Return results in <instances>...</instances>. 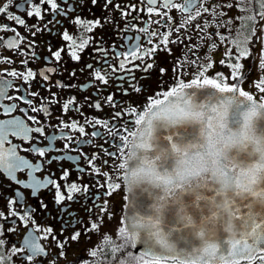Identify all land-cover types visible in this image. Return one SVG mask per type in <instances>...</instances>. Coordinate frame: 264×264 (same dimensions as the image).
<instances>
[{"label":"snow or ice","instance_id":"6c2138e0","mask_svg":"<svg viewBox=\"0 0 264 264\" xmlns=\"http://www.w3.org/2000/svg\"><path fill=\"white\" fill-rule=\"evenodd\" d=\"M90 2L93 7L100 3L104 10H107L110 5L112 11L119 12L121 18L125 20V27L120 30L122 33L131 32L136 28L135 21L141 19L139 14L132 16V11L139 13V10L147 5V12L151 14L152 6L158 4V0H143V4L139 0L136 4H131V0L128 4L124 3V0H120L119 3L114 0H90ZM44 5H50V8H44ZM83 7L82 0H0V18L12 22L3 23L0 21V48L6 47L15 51L20 42H25V47L28 49L33 47L34 41H29L27 37L22 36L18 28L12 26L13 24L26 28L32 36H35L37 32H43L47 24L62 25L61 16L67 18L70 23L79 25L82 33L85 31L91 33L94 27L102 28L107 23H113L114 28L119 27L108 17L104 18L103 23L99 18L95 21H87L79 14ZM163 7L169 12L175 10L181 14L177 19L165 13L162 27L166 30L163 33L148 31L142 27L136 28L137 33H146V35L143 37L140 34L124 36L127 51L123 52L112 49L111 46L105 48V42L101 38L94 50L99 54L95 59L102 67L94 68L91 63L85 65V68L94 73V79L108 87L113 86L109 84V81L115 80L114 86L119 90L120 96H139L146 91L147 87L140 83V79H150L153 71H157L161 77L169 72V69L165 67L157 69L155 57L158 52L163 51L171 55L172 49L168 45L183 43L185 39L191 40L193 38L190 34L192 28H196L199 33L196 39L208 40L209 48L217 50L218 41L213 37L218 38L219 45L222 46L226 38L232 35L230 31L232 25L229 23V20H232L238 21L242 27L233 37L236 50L230 51L229 48L232 45H229L224 53L227 61L224 59L219 61L221 67L229 69L228 73H213L211 78L206 75L207 71L216 66L215 62L208 59V52H205L203 57L197 56L186 64H181L180 62L186 54H195L196 52L195 45L186 46L188 52L182 50L181 57L177 58V63L171 70L174 80L172 86L152 97L145 96L147 104L139 109L132 101L117 104L115 94L110 92L105 100L108 106L113 109L111 115L105 114L103 118L86 121L93 128V131L88 132L86 126L79 121L66 122L63 120V116L68 111H75L77 115H83L81 110L75 107L74 102L78 103L75 96L64 98L68 101L67 103L59 100L61 116L57 117L59 120L57 125H52L50 122L53 111L52 102L48 97H40L42 103L39 106L35 104L34 99H29V96L39 97L38 92L30 91L31 84L38 77L45 82L40 87L50 91L48 86L50 74H62L58 66L48 67L47 65L50 61L57 65L64 63L62 59L63 46L52 51L51 45H49L48 50L51 52V56L43 58L46 65L43 70L26 67L38 59L34 51L27 59L22 58L19 61L20 65L25 66V71L21 72L18 68L12 67L6 70L0 69V176L16 185L12 197H3L8 200L9 211L5 213L0 208V219L7 220L10 217H17L18 220L24 221L27 218L28 223L35 224L34 213L37 208H31L30 213L27 210L21 213L20 201L27 204V197L23 195L21 189L30 191L32 199L37 201L38 208L43 212L48 211V205L40 193L54 190L53 202L62 215L52 218L62 222L61 235L67 231L69 226L74 228L75 231L66 239L78 243L82 234L86 239H90L89 232L100 235L105 215L109 217V221L114 219L115 214L109 207L111 197L123 190L131 194L137 188V177L147 163V158L142 155L140 150L147 147L148 142L152 139L154 121L159 122L161 127L169 129L163 138L176 151H179L177 145L184 141V129L176 126L185 117H191L201 125L200 130L207 137L209 144L214 139L217 141L220 139L217 129L227 127L230 116L235 118L236 123L241 126V130H248L253 119L258 118L261 122V131L264 132V79L250 85L258 90L260 96L244 90V82L250 73L244 72L242 63L243 59L249 58L255 63L256 57L259 56L260 62L257 67L264 75V0H223V2L221 0H163ZM233 8L239 15L227 17L225 9L230 11ZM74 11L77 15L72 17L70 13ZM45 13L52 19L47 20L44 27L30 26L24 18L26 16L43 19ZM157 15L159 16V13ZM220 27L225 28V33L219 31ZM209 28H215V31L207 32L206 30ZM181 29L185 30L183 34H181ZM47 31L49 34L52 33V29H47ZM5 33H11V36L6 37ZM173 33L177 34L175 38H173ZM57 34L61 35L64 41L71 42L72 46L79 47L81 50L89 46V41L83 36L80 37V42L77 44L76 38L67 30ZM157 35L160 38L157 43L153 44V37ZM142 39L146 45L150 46H143L140 43ZM237 40L239 42H235ZM257 47L259 52L256 51ZM109 50L113 52V58L117 60L118 67L111 63L108 56ZM0 57H2V53H0ZM70 59L79 62L81 56L72 51ZM125 61L133 64V67H126ZM135 61H139V63H135ZM6 62L9 65L15 63L10 58ZM185 67H195V78L190 81L182 78V69ZM79 71L83 72L84 69H79ZM136 71L141 72L139 79L135 75ZM117 72L120 74L115 75ZM5 75L12 79H4ZM69 75L70 77L75 76L76 69H73ZM229 80L233 83L225 82ZM125 83H127V87H124ZM25 84H28L29 88H25ZM54 86L63 90L71 89L75 85L56 82ZM78 87L80 91H87L89 87H96V85L89 82ZM106 90L107 87L103 89V91ZM13 91L19 95H10L9 93ZM100 91L102 90L97 88L94 95L99 97ZM51 96L53 100L59 99L55 93H52ZM85 99L89 100L90 97H85ZM17 101L28 107L21 108ZM69 104H74L73 108L70 109ZM129 104H131V111L125 121L124 115ZM89 106L95 110L103 111L99 99L93 101ZM30 111L40 113L45 119L40 120L37 115H29ZM17 112L21 115H16ZM115 121H120V123H115ZM128 124H131L132 127H127ZM46 128L52 129L53 133L49 135L45 131ZM104 129H107V134ZM73 132L78 133L80 138H75L71 134ZM41 138L47 140L45 146H40L43 143ZM117 140L119 143H116ZM57 141H63V146L57 148L55 146ZM130 141L132 142L131 149L129 148ZM23 144H28L29 147L24 148ZM105 144L108 145L107 148H105ZM86 147L93 148L91 155L84 152ZM113 148L115 151H112ZM261 151L262 156L259 164L254 167L252 165L244 167L253 173L251 176L253 184L257 183L255 173L260 172L259 183L253 190V195L258 197L261 203H264V149ZM22 152H27L29 156H36L38 159L32 160L20 154ZM102 152L106 153L109 159H103L100 155ZM184 154L187 155L186 152ZM157 158L154 156L153 160ZM97 160L100 163H97ZM111 161H115V163ZM64 162L71 163L73 168L59 169L61 173L59 179L54 178L55 173L45 172V168L52 163L63 164ZM236 168L237 165H232V168L229 169L234 173L233 179L236 176ZM73 170L77 173V181L70 182L69 177ZM41 173L44 175H40ZM21 175H23V179H21ZM85 177L93 183L91 185L79 183ZM60 181L65 183L62 185ZM101 188L104 189L103 193L99 191ZM93 189H95V194H93ZM78 196L84 198L83 207L88 213L87 224L83 218L79 217L78 213L71 211L72 203L80 202ZM89 199L92 200L91 205L87 203ZM250 207L251 203L245 205L246 210L243 214L246 218L250 215L247 211ZM236 212L239 213L240 209L237 208ZM129 219H131L130 224ZM247 222L246 219L244 223ZM257 223L261 229L259 235L246 239L245 243L250 255H255L258 260L264 261V211L257 218ZM157 224L158 217H145L139 214L131 218L123 216L117 227L119 243L115 247L105 249L104 252L108 264H166L169 254L163 253L159 247L162 241ZM13 225H15V221H13ZM77 225L80 228H77ZM4 231L5 229L0 224V237L3 236ZM8 231H16V227L12 226ZM35 231L41 235H33V232L29 231L19 247L13 245L7 251L4 250L6 241L0 239V264H15L13 256L17 260L24 261V264H30L33 260H39L42 264V261L49 255L52 256L49 264H58L60 255L51 253V245L47 244L49 236L52 237L53 244L61 250L63 257H67L70 244L59 240L54 235L55 230L51 226L47 228L37 226ZM106 235L110 236L111 234ZM241 235L243 236V233ZM139 249H143V251L140 252ZM253 250L255 251L253 252ZM86 251H91L92 257L97 256L95 250ZM121 253L122 255H120ZM76 264H81V261H77ZM92 264H95V261Z\"/></svg>","mask_w":264,"mask_h":264},{"label":"flooded vegetation","instance_id":"af4514ba","mask_svg":"<svg viewBox=\"0 0 264 264\" xmlns=\"http://www.w3.org/2000/svg\"><path fill=\"white\" fill-rule=\"evenodd\" d=\"M83 2V9L80 10V16L83 18H86L87 21H95L97 18L101 20V22H104V18L108 17L111 21L118 24V28H114L113 23H107L104 27H94L93 31L91 33L88 32H81V28L79 25H76L75 23H70L69 20L63 16L60 17L62 20V25H55V24H47L46 28L43 32H37L35 36H32L29 30H26L24 27H20L18 25L13 24V27H17L19 33L27 37L29 41H34L33 47L31 49H28L25 47V42H20L19 47L15 50H9L6 47L0 48V53H2V57H0V69H8L9 67H12L14 69L18 68L19 71L23 72L25 71V66L20 65L19 61L24 58L27 59L28 56L31 54V52H35L38 56V59L30 64H28L26 67L34 69V70H43L46 65L44 61V57H50L51 52H49V45H51L52 51H55L57 48L63 46L62 51V59L64 61L63 64L57 65L52 63L51 61L47 65L48 67H59L62 74L59 75H52L50 74V81L48 82V86L50 88V91H46L43 87H40L41 84L45 83L42 79L38 77L36 81H33L30 87L31 92H38L39 97H31L29 96V99H34L35 104L37 106L41 105L42 101L40 97H48L49 100L52 102V111L53 115L50 118V122L52 125H57L59 123V120L57 117L61 116L60 111V102L59 100H63V102L67 103L68 101L64 98L75 96L76 101L78 103H75V107L79 108L81 112L83 113L82 116L77 115L75 111H68L66 115L63 116L64 121H70V120H76L79 121L81 124L86 126V131L91 132L93 131V128L90 124L86 123V121H89L94 118H103L105 114L111 115V112L113 109L108 106V103L106 102L105 98L109 95V93H114L116 97V103L120 104L121 102H128L132 101L137 108L139 109L141 106H144L147 104V101L144 99L145 96L152 97L159 93L162 90H167L170 86L174 84V80L172 78V68L173 65L177 63V58L181 57L182 50H184L186 53L188 52V47L186 46H196V52L195 54H186L184 56V59L180 62L181 64H186L189 60L195 59L197 56L203 57V54L205 52L209 53L208 59L215 62L216 66L211 68L209 71H207L206 75L211 78L213 76V73H220L223 72L224 74H227L229 69L227 67H221L219 65V61L222 59L227 61V57L224 55L225 49L229 48V45H232L231 48H229L230 51H235V43L233 40V37L235 36L236 32L240 30V23L238 21H232L229 20V23L232 25V28L230 31L232 32V35L228 36L226 38V41L222 46L219 45V40L216 37H213V39H217L218 41V48L217 50H211L209 48L208 40H201L196 39V36L199 35L196 28H192L191 30V36L193 37L191 40L185 39L183 43L180 44H170L168 47L172 49L171 55H169L167 52H158L155 59H156V67L159 69L160 67H165L169 69V72L165 76H159L157 71H153L151 73V78L148 80L140 79V83L143 85H146V91L140 94L139 96L133 95V96H120L119 90L114 86L116 84L115 80H110L109 84L113 85L112 87L105 86L100 81H96L94 79V73L92 70L85 68V65L91 63L95 67H102L101 64L97 63V60L95 57H97L99 54L94 50L95 46L101 41V38L105 42L104 47L108 48L111 46L112 49H116L118 51H127V45L125 44L124 36L132 35L135 36L137 34H140L142 37L146 35V33H137L136 28H144L148 31H156L158 33H163L166 29L162 27L165 13H168L174 18L179 19L180 13H178L175 10H172L169 12L168 9L163 7V0H158L157 5H153V12L149 14L147 12V5H145L142 9L139 10V13L137 11H132V16H139L141 19L135 21L136 28H134L129 33H122L120 32L121 29L125 27V20L121 18L119 12L112 11L111 6H108L107 10H104L101 8L100 3H97L96 6H92L90 0H82ZM114 2L119 3L120 0H114ZM141 4H143V0H139ZM223 2V0H221ZM124 3L128 4L129 0H124ZM137 0H131V4H136ZM44 8H50V5H44ZM15 11V9H13ZM227 17H237L239 13L236 11L235 8L228 11L226 10ZM159 13V16L157 15ZM20 15H23V13H20ZM70 15L72 17H75L77 13L71 12ZM185 16L187 14H184ZM27 21L28 25H37L40 27H44L46 24V21L49 19H52L50 15L47 13L44 14L43 19H39L37 17H24ZM0 21L3 23H12L7 20H3V18H0ZM131 22V21H130ZM86 27V26H85ZM47 29H52V33L49 34ZM34 30V29H33ZM64 30H67L70 34H72L77 41V44L80 42V37L83 36L85 39L89 41V46L85 47L83 50H81L79 47L72 46L71 42L64 41L62 39L61 35H58L57 33H62ZM184 29H181V34L184 33ZM207 32H213L215 31V28H209L206 30ZM219 31L221 33H225V28L220 27ZM6 37H10L11 33H5ZM177 34L173 33V38H175ZM160 36L157 35L153 37V44L157 43ZM242 39V37H241ZM235 42H239L238 40ZM140 43L143 46H150L146 45L144 40L142 39ZM72 51H75L78 55L81 56V60L79 62H74L72 59H70ZM257 52H259V48L256 49ZM108 56L111 59V63L118 67V62L115 58H113V52L111 50L108 51ZM11 59L15 63L9 65L6 61L8 59ZM122 58V57H121ZM102 59V57H101ZM260 59L259 56L256 57L255 63L251 61V59H243L242 63L244 64V72L250 73L248 78L244 82V90L248 91L249 93L255 94L257 96H260L261 94L258 92V90L254 87H251L250 85L253 82H258L261 79H264V75H262L260 69L257 67L259 64ZM135 63H139V61H135ZM126 67L130 68L133 67V64L129 63L128 61H125ZM84 69L83 72L79 71V69ZM66 69V70H64ZM73 69H76V75L70 77V73L73 71ZM195 67L193 68H183L182 69V78L186 81H190L194 77ZM120 73L117 72L115 75H119ZM136 77L139 79L141 77V72L136 71L135 72ZM4 79L10 80L12 79L10 76L5 75L3 77ZM56 82H63L64 84L68 85H75L71 89H61L59 87L54 86ZM91 82L92 84H95L96 87H89L87 91H80L79 87L80 85H85L87 83ZM228 83H233V81H225ZM127 83L124 84V87H127ZM25 88H29L28 84L24 85ZM107 87L106 91H103ZM97 88L101 89L99 93V97L97 95H94V93L97 92ZM55 93L56 97L59 98L58 100H53L51 94ZM10 95H19V93L16 92H10ZM85 97H90L89 100H86ZM99 99L101 105L103 106V111L95 110L89 105L93 102ZM10 103V102H6ZM19 103V106L21 108L28 107L24 103ZM74 104H69V108H73ZM119 110V109H117ZM131 111V104L128 105L127 110L125 111L124 120L127 121L128 113ZM16 115H21L19 112L16 113ZM29 115H37L40 120H44L45 117L41 115L40 113H32L29 112ZM115 123H120V121H115ZM127 127L131 128L132 125L128 124ZM45 131L51 135L53 133V130L50 128H46ZM67 131V130H65ZM105 134H107V129H104ZM75 138H80L79 134L76 132L71 133ZM127 134V133H124ZM43 143L40 146H45L47 144V140L43 139ZM63 141H57L55 146L57 148H60L63 146ZM102 143V141H101ZM116 143H119L117 140ZM22 147L27 148L29 147L28 144H23ZM108 145L105 144V148H107ZM132 142H129V148L131 149ZM112 151H115V148L112 149ZM84 152L91 155L93 153V148L86 147L84 148ZM22 155L27 156L28 158L32 160L38 159L36 156H29V153L22 152L20 153ZM75 155V153H72ZM100 155L103 157V159L107 160L109 157L106 153H100ZM112 163H115V161H111ZM97 163H100L99 160H97ZM61 168H67L72 169L73 165L69 162H64L63 164L58 163H52L49 167L45 168V172H53L55 173L56 179H59L60 177V171ZM40 175H44V173H41ZM21 179H23V175H21ZM69 181H77V173L76 171H72L71 176L69 177ZM60 183L63 185L65 182L60 181ZM83 184H92L93 181L89 180L87 177L83 179ZM16 188V185L14 183H11L10 180L5 179L3 176H0V194H2V197H0V208L4 210L5 213H8L9 209L7 207L8 200L4 199L3 197H12L13 196V190ZM63 190V189H62ZM23 192V195L27 197V204L25 205L24 201H20L21 207V213H23L25 210H27L29 213L31 212V208H37V211L34 213V220L35 224L28 223L27 218L24 221L18 220L17 217H10L7 220L0 219V224H2V227L5 229L3 236L0 237V239H4L6 241L4 245V250H9L13 245L19 247L22 240L25 238V236L28 234L29 231L33 232V235H41V233H38L35 231V228L37 226H42L44 228H47L51 226L55 231L54 235L61 241H65L70 244V247L68 248L67 257L64 258L61 250L53 244L52 237L49 236V239L47 241L48 245H51L50 251L52 254H59L60 259L58 261V264H76L77 261H81V264H92L93 261H95V264H108V261L105 260L104 252L105 249H109L111 247H115L117 243H119L120 237L117 232V227L120 225L122 217L124 216V207L126 205V190L119 191L116 195L110 198V204L109 207L111 209V212L114 213V219H111L109 221V217L107 215L104 216V226L100 228V235H95L92 232L88 233V236L90 239H86L85 236L82 234L79 238V242H72L68 241L66 238L71 236L72 233L75 231L74 228L71 226L68 227L67 231H65L62 235L60 234L61 230V221L58 219H53L52 217H58L62 215L59 211L57 206L53 202V197L55 194V191H42L40 193V196L43 198L44 202L48 205V211L43 212L38 208L37 201L32 199L30 191L21 189ZM101 193L104 192V189H99ZM93 194H95V189H93ZM79 203H72L71 205V211L76 212L79 214V217L83 218L85 224L88 223V213L85 211L83 204H84V198L79 197ZM67 203V201H65ZM87 203L89 205L92 204V200H88ZM30 206V207H29ZM62 207V206H61ZM65 218H67L65 216ZM95 219V217H93ZM13 221H15V225H13ZM27 224V226H25ZM12 226L16 227V231H8V229ZM77 228H80L79 225H77ZM82 231V229H81ZM110 233L111 235L108 236L106 234ZM101 237H104V239H101ZM43 243V242H41ZM95 246V248H94ZM86 250H95L97 252L96 257L91 256V251ZM136 251V250H133ZM122 255V253L120 254ZM15 262V264H24V261L17 260L15 256L12 258ZM52 259V256L49 255L47 259H44L42 261V264H49V261ZM30 264H41V261L39 260H33L30 262ZM166 264H264V261L258 260L255 256L251 259L247 260H235L230 262H220V263H208V262H186V261H177V260H166Z\"/></svg>","mask_w":264,"mask_h":264},{"label":"water","instance_id":"95a60500","mask_svg":"<svg viewBox=\"0 0 264 264\" xmlns=\"http://www.w3.org/2000/svg\"><path fill=\"white\" fill-rule=\"evenodd\" d=\"M153 124L152 139L140 150L147 163L137 177V188L131 194L126 191L124 215L158 217L159 247L169 254L167 260L220 263L255 256L245 241L259 235L257 218L264 203L253 195L260 172L253 184V173L244 166L260 162L264 149L260 120L253 119L248 130H241L230 116L227 127L217 129L220 139L209 144L201 125L185 117L176 126L184 129L179 151L163 138L169 129L157 121ZM154 156L158 158L153 160ZM232 165H237L235 179ZM247 203L251 207L246 218Z\"/></svg>","mask_w":264,"mask_h":264}]
</instances>
